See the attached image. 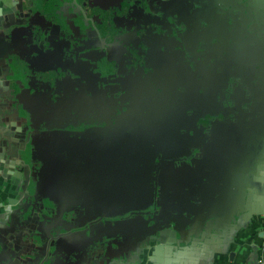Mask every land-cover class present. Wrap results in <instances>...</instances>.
<instances>
[{"label": "crops", "instance_id": "1", "mask_svg": "<svg viewBox=\"0 0 264 264\" xmlns=\"http://www.w3.org/2000/svg\"><path fill=\"white\" fill-rule=\"evenodd\" d=\"M169 1L172 0H0V264H264V214L257 212L264 202V0H256L260 4L219 0L230 2V7L216 3V8L207 0H190L193 20H187V15L178 10H169L168 3L165 4ZM203 17L212 19L204 26L194 25L202 23ZM154 19L181 21L179 27H186L187 31L202 27V32L210 34L206 41L211 45L222 44L221 34L230 35L229 43L234 49L231 57L243 54L237 57L239 63L254 65L262 75L257 90L260 102L255 112L243 109L246 94L236 95L240 117L237 121H218L214 136L203 151L201 172L184 175L187 184L179 192L168 193L177 200L176 213L190 217L181 223L180 229L172 225L160 238L150 222L126 224L117 219L120 217L111 219L105 215V211L124 209L121 202L129 192L122 193L118 187L123 173L104 172L106 162L112 168L119 167V158L105 154L103 145L100 149L102 139L89 141L90 131L99 137L106 127L117 129L111 122L106 126L102 121L106 120V112L101 94L97 97L73 85L60 95H42L39 81L17 91V84L22 82L18 77L36 74L30 78H37L46 59L68 57L69 64H132V58L141 56L131 55L133 46L143 47L142 60L149 72L150 62L158 69L172 68L169 58L167 62L162 57V47L168 39L167 31L170 37L176 32L161 29ZM155 32L163 34L153 37ZM140 35L149 42H144L146 46L137 43L141 42ZM43 43L51 55L39 52ZM234 62L225 61L223 69H231L230 75L238 71ZM222 76H227L222 68H208V81L216 78V82L197 87L198 103L203 97L211 98L213 107H209L213 113L219 111L216 105L221 91L215 85ZM78 77L83 76H71L75 80ZM137 83L140 82L129 81L130 86ZM181 90L185 93L183 87ZM25 96L31 98L22 100ZM171 103L168 110L174 111ZM147 109L157 113L151 106ZM25 112L31 114L30 130L36 134L28 142L19 137L26 123L23 124V117L19 123L18 113ZM90 112L95 114L92 125L88 119ZM89 142L96 150H89ZM30 144L33 155L28 160L25 146ZM9 145L14 148V156ZM25 161L32 168V174H28L31 180L17 191L8 183L12 177L22 182L19 163L25 166ZM122 168L125 169L119 170ZM73 172L82 174L79 177ZM214 172L229 173L222 176ZM64 174H68L72 184L63 186V190L55 189L50 182L52 176ZM249 177L260 180V190H248ZM35 190L47 202L38 206L46 214L27 220L20 212L25 210L26 203L37 200L39 193ZM58 207L59 219L54 218ZM189 211L193 214L189 215ZM201 223L206 224L203 226H207L208 233L200 228ZM158 224L155 227L162 233L164 229ZM193 225H200L199 229L192 235L186 233L185 229ZM13 247L18 248V256L9 259L6 254Z\"/></svg>", "mask_w": 264, "mask_h": 264}, {"label": "flooded vegetation", "instance_id": "2", "mask_svg": "<svg viewBox=\"0 0 264 264\" xmlns=\"http://www.w3.org/2000/svg\"><path fill=\"white\" fill-rule=\"evenodd\" d=\"M207 2L212 4V6L215 5V8L217 4L222 7L224 5L230 7V2L228 1L221 2L218 0L216 2V0H207ZM256 2L260 4L256 0H250L248 4ZM166 3H168L166 7L169 10H178V13L182 12V14L187 15V20L195 19L194 15L191 14L192 10H194L191 9L192 1L189 0V2L185 1L184 3V1L172 0ZM193 3L199 2L194 1ZM223 17L225 15H222ZM202 19V23H195L194 25L204 26L212 17H203ZM154 21L161 29L168 30L170 28L176 32L170 37V31H167L166 37L168 39L165 38L162 41L163 44L167 39L162 47L164 50L162 57L166 58L167 62L169 58L170 65L172 66L173 64L172 68L164 66L158 69L154 62H150L152 65H149V72L142 60L145 56L142 53L144 52L143 47L135 48L133 46L130 48L131 55L138 56L141 54V56L132 58L134 61L132 64H130V61L122 65L111 62L104 63V61L93 64H69L68 57H55L56 59L53 60L46 59L49 61H42L40 71L37 73V79L39 78L38 80L41 83L40 92L42 91V95L45 92L60 95L70 91L73 87H69L73 85L79 86L77 87L78 89L89 94L95 93L97 97H100L101 94L103 99L101 103L105 108L104 112H106V120L103 118L102 121L106 122V126H109L111 122L113 127H117V129L108 130L106 127L104 128L105 132L101 130V136L99 137L96 132L90 131L89 141L93 142L97 139H102L100 149H102L103 145L105 154L108 153L113 157L119 158L117 160L119 167H125V169L112 168L111 164L106 162L104 172H121L123 174L126 172V175L122 174V179L118 180L120 181L118 187L122 193L129 192L121 202V207L124 209L120 211H105V215L111 219L120 217L117 219L124 221L126 224L133 221L150 222L153 225L154 234L158 231L157 238H160L162 235L164 236L167 229L172 225L180 229L182 227L181 223L187 221V218L190 217L180 216L176 213L174 201L176 202L177 200L170 197L168 193L172 190L179 192L180 188L187 184V181H184V175H196L201 172L203 151L208 147L210 140L214 136V129L218 126V121L221 119H225L228 122L230 120L237 121V118L240 117L239 102L236 95L238 96L240 92L246 94V104L243 109L247 112H255L254 108L260 102L258 101L260 94L257 93L260 86V70L254 65L242 66L238 61L239 59L237 60V57L243 56L241 53L236 57H231L234 49L229 43L230 35L221 34L222 44L215 43L211 45L208 44L211 42L206 41L210 34L202 32V27H196L195 31H191L190 28L187 31L186 27H179L181 21L177 22L170 19L166 21L154 19ZM184 24L186 23L184 22ZM162 34L163 32H155L153 37L155 35L160 37ZM138 38L141 40V42L137 41L140 45H144V42L145 44L149 43L143 35L138 36ZM45 48L48 49L46 45ZM234 60L236 62H234L233 66L234 68L236 66L238 71L230 75L232 70L226 71L223 68L225 67V61L232 62ZM215 67L222 68L224 74L227 75L225 77L222 76L220 81L218 78L217 82H219L215 85L218 86L217 90L221 91L218 98L219 104L216 105L217 108L219 107L217 113H213L214 111L209 107L211 106L209 101L211 98L203 97L198 103V96H196L197 92H199L197 88L199 85L206 86L208 83L211 85L216 80V78L215 80L212 79V81L207 79L208 68L212 69ZM77 73H81L83 77H78L80 78L79 80L72 79L71 76H77ZM146 75L147 79L145 80L144 77ZM132 79L140 83L130 86L129 81ZM28 84L29 82L18 83L20 86ZM182 87L185 93H180ZM20 90L22 89L17 88V91ZM205 91L207 92V90ZM174 94H177V96H172ZM89 101L91 102L92 99ZM171 101H173L175 106L174 111L168 110V106L172 105ZM200 105L203 106L200 107ZM147 106H151L157 113H149ZM88 119L92 125L93 121H95V114L90 112ZM161 120H163L162 123ZM28 125L30 128L32 127V124L28 123ZM25 130V128L22 129L19 137H22V141L28 142L24 137ZM90 142L89 150H96L91 148ZM36 151L37 149H35ZM178 169H182L184 172H177L179 171ZM73 173L79 177L82 174V172ZM204 173H206L205 175L211 174L210 172ZM214 173L223 176V174L229 172ZM258 173L260 174V172ZM14 174L16 175V173ZM30 177H28L29 180L27 178L26 185L31 180ZM249 179L248 190L250 192L255 188L260 190V180L252 177H249ZM16 180L15 177L10 178L9 186H14L17 191L23 190V187L17 185L21 179ZM50 182L53 183L52 185L55 189L63 190V186L72 184V179L68 174H64V177L52 176ZM23 183L24 180H22ZM37 191L38 193L40 192L39 190ZM37 191L35 190V192ZM142 193L147 195L148 201L141 202L138 199ZM41 194L37 195V200L29 201V205L26 203L25 210H21L20 213L32 212L34 218L44 217L46 211H43L38 206L47 202ZM137 195L139 196L137 197ZM58 208L57 212L54 213V218L57 219L60 218L61 214V208ZM117 212H120V216ZM13 215H16V212H13ZM158 223L164 229L162 233L157 229Z\"/></svg>", "mask_w": 264, "mask_h": 264}, {"label": "trees", "instance_id": "3", "mask_svg": "<svg viewBox=\"0 0 264 264\" xmlns=\"http://www.w3.org/2000/svg\"><path fill=\"white\" fill-rule=\"evenodd\" d=\"M19 86V87H18ZM17 87L18 88H21L22 89V87H24V85H22V86H20V85H17ZM31 97H29V96H25V97H22L21 99L22 100H25V99H30ZM23 114H25V116H27V121H25V123H26V127H25V133H24V137H25V139H26V141L28 140H32L34 137H36V134H32L31 133V130H30V126L27 124V123H29V122H32V119H31V114L29 113V112H25V113H23ZM18 120H19V123H20V120H21V114L20 113H18ZM24 121H23V123H24ZM29 121V122H28ZM21 132H22V130H21ZM12 136V133L10 132V137ZM26 147V150H25V153H26V159H28V158H31V156H32V145L30 144V145H26L25 146ZM9 152H10V154L11 155H13V152H14V148H12V146L11 145H9ZM14 156V155H13ZM29 160V159H28ZM27 160V161H28ZM27 161H25L26 163H24L25 164V166H21V164L19 163V169H21V171L22 172H18V173H20L21 175H22V178H23V180H24V183H23V185H22V182H21V180L19 181V183H17V185H19V186H23L24 188H25V184H26V180H27V178H28V174H30L31 172V166H30V163L29 162H27ZM29 165V166H28ZM11 168H12V166L10 165V170H11ZM13 181H15V180H13ZM17 181V180H16ZM138 199H140L141 200V202H144V201H148V198H147V195H145V193H142V194H140V197H138ZM174 206H175V204H174ZM176 208V207H175ZM191 211V210H190ZM189 211V212H190ZM189 215H191V214H193V212H190V213H188Z\"/></svg>", "mask_w": 264, "mask_h": 264}, {"label": "water", "instance_id": "4", "mask_svg": "<svg viewBox=\"0 0 264 264\" xmlns=\"http://www.w3.org/2000/svg\"><path fill=\"white\" fill-rule=\"evenodd\" d=\"M42 48H43V50H42ZM39 52L40 53H43L42 55H45V56H49V55H51V53H48V49H46L45 48V45L44 44H42L41 45V49L39 50ZM28 62V61H27ZM25 66L27 67L28 66V64H25ZM15 67V71H16V66H14ZM28 70L30 71V67L28 66ZM19 74H20V72L18 73V75L17 76H19ZM28 76H26V75H24V77L23 78H21L20 76L18 77L19 78V81H22V82H29L30 84H32V82H37V81H39L37 78H30L31 76H36V74H27ZM31 75V76H30ZM262 78V75H260V79ZM18 85V84H17ZM0 115H1V113H0ZM14 116L15 117H17L16 116V114H14ZM19 116V115H18ZM21 117H23V119L25 120V121H27V116H25V114H21ZM23 120V121H24ZM29 122V121H28ZM264 149V148H263ZM264 192V191H263ZM139 196V195H138ZM26 212V211H25ZM257 212L260 214V212H261V214H264V202L262 203V205L260 206V209L259 210H257ZM24 216H27L28 217V219L27 220H31V218L33 217V215H32V212L30 213V212H26V213H24L23 214ZM249 218H251V217H249ZM201 225H202V227H200L201 229H203L204 230V232H209V229L207 228V226H203V225H206L205 223H201ZM197 226H200V225H193L192 226V228H186V227H189V226H186V227H184V229H185V231H186V233H191V235H192V233L194 232V231H196V230H198L199 228L197 227ZM188 244V243H187ZM15 249V250H14ZM18 248L17 247H13L12 249H10L9 250V253L8 254H6V256L9 258V259H12V258H14V257H17L18 256ZM0 262H1V259H0ZM31 264V263H30Z\"/></svg>", "mask_w": 264, "mask_h": 264}]
</instances>
